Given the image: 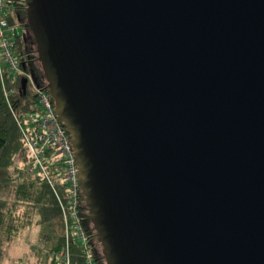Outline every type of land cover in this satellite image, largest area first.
<instances>
[{
    "label": "water",
    "instance_id": "95a60500",
    "mask_svg": "<svg viewBox=\"0 0 264 264\" xmlns=\"http://www.w3.org/2000/svg\"><path fill=\"white\" fill-rule=\"evenodd\" d=\"M24 4L106 263L264 264V0Z\"/></svg>",
    "mask_w": 264,
    "mask_h": 264
},
{
    "label": "trees",
    "instance_id": "16d2710c",
    "mask_svg": "<svg viewBox=\"0 0 264 264\" xmlns=\"http://www.w3.org/2000/svg\"><path fill=\"white\" fill-rule=\"evenodd\" d=\"M27 14L24 0H15L12 13L8 15L7 19L10 23L16 22L20 25L21 22H27ZM36 46L35 38L26 42L21 35L14 41V54L21 61L22 66L31 73L36 83L47 92L54 105L55 99L49 90V82L43 71ZM4 75L3 82L0 80V169L9 167L22 149L20 132L10 112V107L15 108L18 113L26 114L34 111L33 104L35 101V95L30 87L26 85L24 89L21 88V77L11 79L6 72ZM2 84L6 89L14 87V94L10 96V105L6 100ZM59 119L69 133L68 125L62 118ZM16 171L21 173L22 177L17 179L14 200L8 202L0 198V262L5 243L10 237L17 235L21 228L23 229L30 217L37 216V223H48L51 230L50 245L47 250L36 252L35 264H59L57 258L50 254L51 252H58L63 247L65 238L64 225L56 198L44 178L22 174V167L16 166ZM80 196L87 211L86 214L79 212V217L82 228L88 237L91 255L96 264H107L101 251L98 229L89 214L85 195L81 192ZM70 257L71 264H83L82 248L72 238L70 240Z\"/></svg>",
    "mask_w": 264,
    "mask_h": 264
},
{
    "label": "built area",
    "instance_id": "2783aa9c",
    "mask_svg": "<svg viewBox=\"0 0 264 264\" xmlns=\"http://www.w3.org/2000/svg\"><path fill=\"white\" fill-rule=\"evenodd\" d=\"M15 0H0V80L4 73L8 77L25 78L26 85L35 95L34 111L21 114L10 107V112L19 129L23 156L22 174L39 176L50 186L64 225V245L58 252H51L59 264H71L70 240H75L81 248L83 264H96L91 252L88 237L82 228L79 212L86 214L81 198L79 169L76 162L71 136L55 113V107L47 92L38 85L31 73L24 68L14 54V41L20 37V25L7 19L12 13ZM3 86L6 100L14 87Z\"/></svg>",
    "mask_w": 264,
    "mask_h": 264
},
{
    "label": "rangeland",
    "instance_id": "374dc122",
    "mask_svg": "<svg viewBox=\"0 0 264 264\" xmlns=\"http://www.w3.org/2000/svg\"><path fill=\"white\" fill-rule=\"evenodd\" d=\"M19 31L21 35L30 34L34 38L32 30L27 28V22H21ZM16 166L19 168L23 166V156L20 154L16 155L15 160L9 167L0 169V198L8 202L14 200L17 179L22 177L21 173L16 171ZM29 219L23 229L21 228L17 235H13L5 243L0 264H35L36 252L48 249L50 245V225L48 223L38 224L37 216H32Z\"/></svg>",
    "mask_w": 264,
    "mask_h": 264
},
{
    "label": "flooded vegetation",
    "instance_id": "af4514ba",
    "mask_svg": "<svg viewBox=\"0 0 264 264\" xmlns=\"http://www.w3.org/2000/svg\"><path fill=\"white\" fill-rule=\"evenodd\" d=\"M22 36L24 37V40H25L26 42H29V41L32 40V37L30 36V34L22 35Z\"/></svg>",
    "mask_w": 264,
    "mask_h": 264
}]
</instances>
